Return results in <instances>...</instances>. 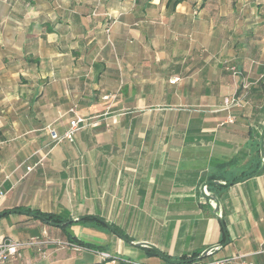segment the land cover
<instances>
[{
	"label": "crops",
	"instance_id": "crops-1",
	"mask_svg": "<svg viewBox=\"0 0 264 264\" xmlns=\"http://www.w3.org/2000/svg\"><path fill=\"white\" fill-rule=\"evenodd\" d=\"M76 117L55 144L47 128ZM263 126L264 0H0V242L23 244L8 264H166L123 260L98 219L171 260L219 245L202 262L264 264Z\"/></svg>",
	"mask_w": 264,
	"mask_h": 264
},
{
	"label": "built area",
	"instance_id": "built-area-1",
	"mask_svg": "<svg viewBox=\"0 0 264 264\" xmlns=\"http://www.w3.org/2000/svg\"><path fill=\"white\" fill-rule=\"evenodd\" d=\"M106 17L110 19L109 15H107ZM105 31L109 32V24L106 27ZM223 65H224L225 70L230 72L233 76L240 75V71L234 65H231L228 61L223 62ZM177 80H178L177 78H173V79H170L169 82L170 84H174ZM247 88L248 86L244 84L239 93L234 94L232 96L225 97L223 99V108L225 110L240 108L243 105L244 99L246 98ZM103 99H107V97L104 96ZM82 121L83 119L78 118V117L69 121L67 128L62 133H58L54 129L48 127L47 129H48L50 139L55 144H58L61 142L73 143L75 139V134L79 130V123H81ZM232 122H233V117L230 116L228 118V123H232ZM31 170L32 168L26 167L27 172ZM60 245L64 248L72 249L74 251H81V250L82 251L84 250L92 251V250H88L82 246H79L69 241L62 242ZM22 247H23V244L18 241H12V240L1 241L0 242V264H8L12 259L19 257L21 255L20 250L22 249ZM99 255L104 261H106V264H114V260L110 259L109 254L99 253ZM196 264H253V263L245 261L241 256H233L230 258L199 262Z\"/></svg>",
	"mask_w": 264,
	"mask_h": 264
},
{
	"label": "water",
	"instance_id": "water-1",
	"mask_svg": "<svg viewBox=\"0 0 264 264\" xmlns=\"http://www.w3.org/2000/svg\"><path fill=\"white\" fill-rule=\"evenodd\" d=\"M259 150H260V156L262 157V160H264V126L262 129V133H261V138H260V142H259ZM264 165H262L259 170H257V173H260L263 169ZM208 183H212V182H208ZM235 183V182H232ZM230 183H228L227 185H229ZM203 186H206V184H204ZM206 199L212 201L215 205L214 207V213L217 214L219 211V203L218 200L216 199L215 196L210 195V196H205ZM4 213L0 214V216H2ZM32 215V214H31ZM83 218H81L82 220ZM99 222H101L102 224H104L111 232H113L115 235H117L119 238H121L123 241H128L126 238H124L122 235L118 234L113 227H111L108 223L104 222L103 220L98 219ZM73 221H67L66 223H72ZM53 225V224H51ZM56 226V225H55ZM221 226L223 228V225L221 223ZM228 243V240H225V244ZM130 244L136 246V247H145V248H149L152 251H154L166 264H181L182 261L181 260H171L168 259L167 257H165L162 252H160L154 245L150 244V243H144V242H138V243H132L130 242ZM219 245L216 246H212L206 250H204L202 252V254H200L201 258H205L208 256H211L213 251H215L216 249H218Z\"/></svg>",
	"mask_w": 264,
	"mask_h": 264
},
{
	"label": "trees",
	"instance_id": "trees-1",
	"mask_svg": "<svg viewBox=\"0 0 264 264\" xmlns=\"http://www.w3.org/2000/svg\"><path fill=\"white\" fill-rule=\"evenodd\" d=\"M31 213L34 215V217L36 219H39L40 221L48 223V224L56 225L59 228H61L62 230H65V228L71 224V223H66V221H63L58 216L51 214V213H43V212L34 211V210ZM86 219L92 220L93 218L92 217H86L84 220H86ZM123 237L126 238L125 236H123ZM67 238H68L69 242L75 243L79 246H82V247L88 249V250H94L92 248V247H94L93 245L78 241L72 235L67 234ZM99 252H102V251H99ZM102 253H105V252H102ZM208 257H205V258H208ZM205 258H201L200 253H196V254H192L191 256L186 257V258L182 257V258H180V260L182 261L181 264H196V263L202 262Z\"/></svg>",
	"mask_w": 264,
	"mask_h": 264
},
{
	"label": "rangeland",
	"instance_id": "rangeland-1",
	"mask_svg": "<svg viewBox=\"0 0 264 264\" xmlns=\"http://www.w3.org/2000/svg\"><path fill=\"white\" fill-rule=\"evenodd\" d=\"M230 96H232V95H230ZM132 243H134V242H132ZM108 249H112V245H109ZM122 253H123V255H122L123 260H125V261L131 260L134 262H139L141 257H142L141 255L143 254V250L140 247H136V246L130 244V241H125L124 250ZM77 257H78V259H81V258H83V254H80Z\"/></svg>",
	"mask_w": 264,
	"mask_h": 264
}]
</instances>
